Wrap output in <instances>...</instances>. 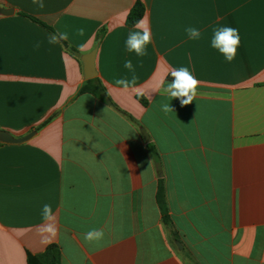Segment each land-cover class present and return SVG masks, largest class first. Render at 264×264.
<instances>
[{"label": "crops", "instance_id": "crops-1", "mask_svg": "<svg viewBox=\"0 0 264 264\" xmlns=\"http://www.w3.org/2000/svg\"><path fill=\"white\" fill-rule=\"evenodd\" d=\"M138 1L152 33L144 57L124 43ZM44 4L0 0L14 10L0 15V130L36 131L22 143L0 142V264H39L52 244L61 264H264V0ZM222 25L241 38L231 63L210 46ZM189 26L200 39L188 38ZM55 32L69 39L48 44ZM94 49L95 78L111 104L79 93L81 56ZM128 59L138 91L115 84L131 78ZM181 66L200 81L186 106L164 92ZM165 103L174 112H163ZM44 204L55 214L51 243L39 233ZM94 228L105 237L89 243Z\"/></svg>", "mask_w": 264, "mask_h": 264}, {"label": "clouds", "instance_id": "clouds-1", "mask_svg": "<svg viewBox=\"0 0 264 264\" xmlns=\"http://www.w3.org/2000/svg\"><path fill=\"white\" fill-rule=\"evenodd\" d=\"M32 3L37 5L41 9L45 7L44 0H32ZM185 32L188 38L191 40H198L202 35L201 31L198 28L191 26L185 28ZM76 34L79 36H84L85 28H78ZM68 39L69 37L66 32L50 33L48 35V44L55 45L62 41H67ZM124 43L125 50L128 53H134L137 57L147 56L148 46L152 43V33L148 22L145 19L138 20L134 24L133 30H130L128 32ZM240 43L241 38L239 30L237 28H233L227 25L213 28L210 46L218 51L224 57L226 62L231 63L235 60ZM35 47L38 49L40 47V43H37ZM80 49H83V45L80 46ZM124 68L132 74L131 78H118L115 80V84L125 92L129 90L138 91L136 87L138 77L136 75L135 66L131 59L125 60ZM170 75L173 79L170 83L167 84L164 92L171 99H179L181 106L191 104L198 94L197 90L200 85V81L196 78L193 72L185 66L173 68ZM161 107L162 111L165 113L174 112L173 108L170 106V103H165ZM41 217L44 223L39 227V233H47L48 236L44 238L43 242L51 243V239L49 237L54 238L57 229L54 223L55 214L50 204L43 205L41 210ZM104 237V230L95 228L89 230L84 235V239L89 243L99 242L103 240Z\"/></svg>", "mask_w": 264, "mask_h": 264}, {"label": "trees", "instance_id": "trees-1", "mask_svg": "<svg viewBox=\"0 0 264 264\" xmlns=\"http://www.w3.org/2000/svg\"><path fill=\"white\" fill-rule=\"evenodd\" d=\"M145 10H146L145 6L141 1L136 2L135 5L133 6V8L131 9L130 13L128 14L127 21H126L127 26L133 27L134 24L138 20H141V18L145 14ZM35 20L38 21L37 19H35ZM38 22H40V21H38ZM40 23L43 26H45L47 29H49L50 31H53V29L51 27L47 26L43 22H40ZM79 93L80 94L91 93L94 96L99 97V98L107 101L110 104L112 103L111 100L109 99L107 93H106L105 88L102 86V84L98 78L87 80L82 85V87L80 88ZM137 99L144 106H146L148 104L147 99L142 95H138ZM149 148L152 151V153L155 156H157V151L155 150L154 146L150 145ZM158 203H159V206H160V209L162 212L164 222L166 224H169L170 219H169V215H168V209L166 206L164 191H163L162 186L159 187V191H158ZM35 260L39 264H61V250H60L59 246L56 244L49 245L44 253L35 257Z\"/></svg>", "mask_w": 264, "mask_h": 264}, {"label": "water", "instance_id": "water-1", "mask_svg": "<svg viewBox=\"0 0 264 264\" xmlns=\"http://www.w3.org/2000/svg\"><path fill=\"white\" fill-rule=\"evenodd\" d=\"M13 13L14 10L12 8L0 6V15H11ZM95 59H96V49H94L92 52L88 54L81 56V61L83 63V73H84L83 76L85 80L93 79L98 76V73L96 71ZM140 131L144 140L146 142H149L150 138L146 133L145 129L141 127ZM35 132L36 131H32L22 137H15L8 131L0 130V142L13 143V144L22 143L28 141L35 134Z\"/></svg>", "mask_w": 264, "mask_h": 264}]
</instances>
